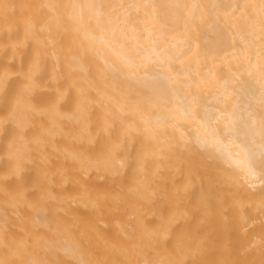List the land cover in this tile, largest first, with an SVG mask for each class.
Segmentation results:
<instances>
[{
    "label": "bare ground",
    "instance_id": "6f19581e",
    "mask_svg": "<svg viewBox=\"0 0 264 264\" xmlns=\"http://www.w3.org/2000/svg\"><path fill=\"white\" fill-rule=\"evenodd\" d=\"M0 264H264V0H0Z\"/></svg>",
    "mask_w": 264,
    "mask_h": 264
}]
</instances>
